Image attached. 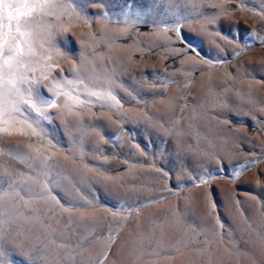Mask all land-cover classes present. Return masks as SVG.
<instances>
[{
	"label": "rangeland",
	"instance_id": "obj_1",
	"mask_svg": "<svg viewBox=\"0 0 264 264\" xmlns=\"http://www.w3.org/2000/svg\"><path fill=\"white\" fill-rule=\"evenodd\" d=\"M48 4L33 97L87 102L0 134L4 264H264V0Z\"/></svg>",
	"mask_w": 264,
	"mask_h": 264
},
{
	"label": "snow or ice",
	"instance_id": "obj_2",
	"mask_svg": "<svg viewBox=\"0 0 264 264\" xmlns=\"http://www.w3.org/2000/svg\"><path fill=\"white\" fill-rule=\"evenodd\" d=\"M47 7L48 0L37 3H29V0H0V134L8 133L22 122L31 128V124L27 123L26 113L30 115L36 112L43 115L38 103L52 107L60 96H64L66 99L63 106L71 111L74 105L87 102L75 91L76 83L73 80H57L56 87L50 89L53 99H44L47 93L43 92L36 98L33 97L32 83L38 82V78L33 77L30 81L26 74L31 67L30 58L36 55L30 17L37 9ZM71 45L72 40L67 39L65 47L68 51H71ZM41 76H44V73H41ZM86 96H96L98 100L105 99L102 93L95 91L87 92ZM111 99L115 100V97ZM116 104L118 105L119 101H116ZM35 123L38 124L39 120ZM32 134H37L35 129H32ZM2 256L0 253V264H4Z\"/></svg>",
	"mask_w": 264,
	"mask_h": 264
},
{
	"label": "bare ground",
	"instance_id": "obj_3",
	"mask_svg": "<svg viewBox=\"0 0 264 264\" xmlns=\"http://www.w3.org/2000/svg\"><path fill=\"white\" fill-rule=\"evenodd\" d=\"M178 262V261H177Z\"/></svg>",
	"mask_w": 264,
	"mask_h": 264
}]
</instances>
